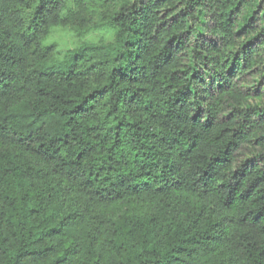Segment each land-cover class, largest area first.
Instances as JSON below:
<instances>
[{
    "label": "trees",
    "instance_id": "trees-1",
    "mask_svg": "<svg viewBox=\"0 0 264 264\" xmlns=\"http://www.w3.org/2000/svg\"><path fill=\"white\" fill-rule=\"evenodd\" d=\"M0 264H264V0H0Z\"/></svg>",
    "mask_w": 264,
    "mask_h": 264
},
{
    "label": "rangeland",
    "instance_id": "rangeland-1",
    "mask_svg": "<svg viewBox=\"0 0 264 264\" xmlns=\"http://www.w3.org/2000/svg\"><path fill=\"white\" fill-rule=\"evenodd\" d=\"M111 38V33L105 28L91 31L82 36L70 28H57L53 31L47 43L53 46L60 56H63L67 51L74 50L85 43L96 44Z\"/></svg>",
    "mask_w": 264,
    "mask_h": 264
}]
</instances>
